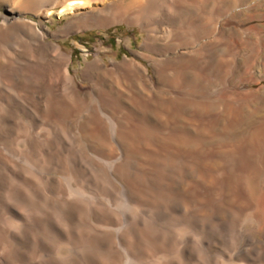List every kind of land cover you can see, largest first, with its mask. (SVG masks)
Instances as JSON below:
<instances>
[{
	"label": "bare ground",
	"instance_id": "6f19581e",
	"mask_svg": "<svg viewBox=\"0 0 264 264\" xmlns=\"http://www.w3.org/2000/svg\"><path fill=\"white\" fill-rule=\"evenodd\" d=\"M241 1L14 2L20 8L28 11L30 9L36 16L46 18L53 10L57 11L58 17L72 16L59 31L62 34L71 33L75 29L110 26L122 22L139 25L147 32L144 46L154 50L161 44L165 48H173L183 35L187 36L188 27L184 31L182 26L185 18H192L191 30L206 33L218 29L216 33L220 32L221 37L223 31L217 23L220 15L217 6L231 3V6L237 7ZM206 19L213 23L212 27H207L209 30L205 27L206 23L204 25ZM10 28L15 30L13 35L7 31ZM6 43L12 45L11 52L4 50ZM18 48L23 49L31 60L24 62L18 59ZM0 50L6 55L5 62L11 66L9 69L17 67V71L14 73L10 70V74L14 73L15 76L20 75L26 79L35 75L36 80L45 81L49 97H58L56 100L44 96L38 98L40 107H47L50 114L57 118L52 125L35 130L39 126L36 118H44L45 115L35 106V117L31 116L34 130L20 125L17 127L19 133L13 136L10 133V123L4 121L10 110L6 109V91L3 92L0 86V188L4 189L0 197V264H256L259 240L250 236L245 227L247 222H253L257 224L259 231L264 228V193L258 190L257 183L254 182V174L258 169L255 168L256 173L251 170L248 172L247 169L249 159L254 154L253 159L257 156V151L250 154L251 147H257L256 142L254 143L255 135L247 137L249 150L242 153L234 150L236 147H233V143L236 142L231 140L232 137L223 134L220 141L228 147L229 152L227 149V153L220 152L217 160L212 161L210 159L214 154L208 158L211 150H208L207 155L203 147L207 156L200 153V161H196L194 154L184 148L186 145L183 146V134L180 132L181 112L186 100L184 103L177 97H171L170 102V99L166 100L154 94L155 96H149L152 103L145 105L143 100L133 95L120 94L116 99H111L109 94L105 96L104 90L103 96H93L88 108L82 97L78 96L68 68V60L60 48L47 42L44 32L25 17H5L0 14ZM199 52L204 54L203 50ZM223 65L222 68L226 67ZM166 69L162 70V75H167L169 86L175 83L177 86L180 79L175 75L179 70L172 69L168 72ZM3 76L0 70V82ZM188 89L190 90L189 87ZM11 98L17 103L15 97ZM128 105L134 106L133 108L144 115L136 118L140 115L136 116ZM224 108L228 115L229 104L225 106L224 103ZM22 109L25 111L24 106ZM68 111H85L92 115L91 121L86 125L87 129L93 136L100 137L98 141L101 148L111 147L110 152L104 149L105 151L99 153L97 149L99 154L94 159L95 157L88 155L81 136H67L61 120L63 115L69 114ZM149 113L155 117V123L152 119L151 123L149 117L145 116ZM232 118L229 119L231 135L241 122L240 119ZM14 125L15 123L12 126ZM257 128H248L247 135H252ZM149 132H152V137H147ZM134 135H138L140 143ZM17 140L22 143V148L18 146ZM148 140H152L154 150L152 149V157L144 158L140 149L148 144ZM219 160L222 166L218 168ZM51 172L61 175L55 187L52 176L49 177ZM188 174L192 178L189 183L185 180ZM243 178L246 179L243 184V191L246 193L244 195L249 200L248 203L252 202L253 209L245 215L242 219L244 224L238 225V232L236 231L244 244L237 243L238 246L233 249L227 247L231 249L228 256L224 251L226 248H222L231 240L229 232L224 227L220 231L215 230L216 219L210 218L217 216L224 206L234 203L236 190L240 187H236V182ZM185 183L186 189H181ZM242 202L240 203L243 204ZM232 206L229 207L230 210ZM234 209L236 208L229 213L237 210ZM238 213L234 216L240 215ZM237 218L235 219L239 220ZM235 219L233 220L236 222ZM217 245L221 249H216ZM231 257L233 261H230Z\"/></svg>",
	"mask_w": 264,
	"mask_h": 264
},
{
	"label": "rangeland",
	"instance_id": "374dc122",
	"mask_svg": "<svg viewBox=\"0 0 264 264\" xmlns=\"http://www.w3.org/2000/svg\"><path fill=\"white\" fill-rule=\"evenodd\" d=\"M14 1L15 0H0V14L5 17L14 15L18 16L19 18L25 17L26 19L31 20L44 32L45 40L47 42H50L60 48L64 57L68 60V68L70 70L72 81L78 96L80 98L82 97L81 99L84 100L88 108L90 107L94 97L99 95L103 96L104 93L105 96L109 94L111 99H116V97L121 96L122 94L133 95L143 100L145 105H147V103H152V100L149 97L150 95H158L166 100L170 99V102L172 100L171 97H177V99L184 103L186 100V106L184 105V108L181 112L182 120L180 119V132L183 134V146L188 145L187 147L184 146V148L188 149L194 154V159L196 161H200V157L198 156L200 153L204 154L203 151H205V149V154L207 153V155L209 153L208 150H211V154L209 153L208 156L204 154L208 158H210V155L214 154V156L212 155L214 158L211 157L210 160H217L216 157L220 152H229L228 147L226 148L223 145L224 143L221 144L222 141H220V139L223 134L228 137H232L231 140L236 142L233 143V147H236L234 150H238V152L242 153L249 150V147H247L249 138L255 135L254 143L256 142L255 144L257 147L252 146L250 149L252 153L250 152V154L253 155L254 152L257 151V156H255V160L253 159L255 154L253 157L250 156L252 158L249 159V166L252 164L251 166L253 167L248 166L247 169H249L248 172L251 170L253 173H256L255 170L258 169L257 173L254 174L256 176L254 182L257 183L256 186L258 190L264 193V171H262L264 170V121H262L264 119V0H242L241 4L237 7L231 6V3L224 6L218 5L217 9L220 15L217 23L219 28L223 31V35L221 37H219L220 32L216 33L219 31L218 29H216V31L211 30L212 32L208 29L210 25V27L213 25L211 20H205L204 25L206 23L207 26L205 27H208L207 29L209 31L203 33L199 30H191L193 26L191 24L192 18L191 20L190 18H188V20L185 18V22H182V26L184 31L186 30L185 28L188 27L187 30L191 34L188 32L187 36L185 35L184 37L183 35L181 37L182 39H180L178 44L173 48H165L161 44L159 45L160 47L157 46L154 48V50L144 46L147 32L139 25L122 22L112 24L110 26L80 28L77 30L75 29L71 33L62 34L59 31L64 28L72 16L68 15L58 17L56 10H53V13H51L46 18L44 16H36L30 9L28 11V9L26 10L24 8H20L15 4L20 0H16V2ZM13 30V28H10L7 31L13 35L15 33V30ZM222 41H224V43ZM11 48L12 45L9 43H6L4 46V50L6 52H11ZM200 50L204 51L203 55L200 54ZM150 51L153 52L151 53ZM16 56L18 59L24 62L31 60L28 54L20 48L17 49ZM5 57L6 55H3L0 50V70L4 75L1 79L0 86L3 89V92L6 91L4 93V99H6V102H8V107L6 106V109L10 110V113H7L5 116L4 121L7 124L10 123V133L13 136H16L19 133L17 127L20 125L29 128L31 131L34 130L33 120H31L33 117L31 116H34L33 110H35L37 107L39 108V111L45 115L44 118H36V124L39 126H37L35 130L38 131V128L42 126L48 127L52 125L57 118L50 114V111L47 109V107L43 105L40 107L38 99L49 97L46 90L47 88H45V81L36 80L35 75H33V78L31 76L27 79L25 77L22 78L20 75H16V77L14 73L17 71V67H12L9 69L11 66L9 67L8 64H6ZM222 65L223 67H226L222 68ZM225 68H227V71ZM165 69L168 72L172 69L179 70L175 75L176 77L178 76V79H180L179 83H177V86L175 85L176 83L174 84L175 86H169L170 84L167 75H162V70ZM10 70H13L11 72H14V76L12 73H9ZM220 70L223 71L221 72ZM221 73L223 74L221 75ZM183 80L185 81V85ZM109 90H111V92ZM187 90L189 93H187ZM190 91L193 94L190 93ZM131 92L133 94H131ZM226 94L228 95L226 96ZM11 97H15L17 99V103L13 102ZM56 98L58 97L53 95H50L49 97L50 100H56ZM225 99L227 100L224 101ZM221 100L224 102L222 103ZM227 102H229L228 104L230 107V110H228L230 113H227L228 115H226L224 108V103L225 106H228ZM23 106L25 111L22 109ZM35 106L36 108H34ZM129 106L134 110L133 112L136 116L140 115L136 118H140L144 115V113L138 111V109L136 110L133 108L134 106L128 105V107ZM87 107L86 109H88ZM26 109L28 111H26ZM169 111L170 110H168V112ZM231 111H233V113ZM72 112L75 114H72ZM68 113L71 114H65L66 117L63 115L61 120L67 136H81V140L86 144L88 155L92 158L95 157L94 159L97 158L99 153H102L105 150L108 151V153L110 152L109 149H111V147L107 149L101 148L102 145L100 144V141H98L100 137L96 135L93 136V134H90L89 130L87 129L86 125L89 123V121H91L92 115L85 111H79V113L68 111ZM200 115L202 116V119ZM145 116L149 117V121L152 119L155 123L156 119L153 114L150 115L149 113ZM231 117H233L232 120L240 119L241 121L240 126H238V128L233 131L232 135L229 134V126L231 121L229 119H231ZM260 117L261 119H259ZM18 120H21L22 122ZM152 120L150 121L151 123H153ZM14 123L17 126L14 125L13 127L12 125ZM252 126L258 127L257 131L252 135H247L248 128ZM248 136L249 138L247 139ZM134 137L136 141L140 143L138 135H134ZM147 137H152V132L147 133ZM256 138H258L257 141ZM261 139H263L262 142L260 141ZM18 141L19 140H17V142ZM152 143V140H148V144L146 146H141L142 149H140V152L142 157L150 158L152 155V149L154 148ZM189 143L191 144L189 145ZM244 144H247L246 147ZM239 145L245 151L241 150ZM18 146L20 148L23 147L20 141L18 142ZM97 149L98 152L100 151L99 153L97 152ZM226 149L227 151H225ZM124 151L127 152V149ZM196 155L197 157H195ZM220 162L221 161L219 160L218 168L222 166ZM49 175V177L52 176L53 186L55 187L56 181L61 175L58 172H51ZM189 175L190 174H188L187 177L185 176V180L188 181V183L192 179ZM240 180L237 181L239 183L241 182V185H238V182H236V187L240 186L237 188L238 190H236V200L234 199V203H236V205L234 203L232 204L234 206L230 205L232 206L231 210L230 206H224V208H226H222L220 213H218L217 216L215 215L216 217L213 216L214 218H210L216 219L215 226L217 227H214L215 230L220 231L222 227H224L229 232V239L231 240L226 243L228 245L222 248H226L224 251L228 256L231 254V249L237 247L240 244H244L241 237H239V234H237L239 229L238 225L244 224L242 223V219L253 209L252 202L248 203L249 200L246 198V195H244L246 194L245 191H243V189L245 190V186L243 184L246 183V179L243 178V180ZM118 186L121 188L120 184ZM186 187L187 185L185 183L183 184V187L180 188L186 189ZM240 190L242 192H240ZM0 191L1 197L3 195L4 189L1 187ZM241 196L244 198H240ZM237 200L240 202L244 200L242 202L243 204ZM236 206L239 207L237 208ZM234 207L237 209H234V211L236 210L237 213L239 211L238 214L241 216H234V214H237L236 211L232 214L229 213L232 212ZM236 217H238L237 219L239 220H236ZM233 219H235L236 222ZM227 220H229V222ZM231 223L236 224H232L234 225V227H232ZM245 227L247 233L250 236L259 240L258 246L260 249L257 254L258 258L256 259V264H264V228H262V231H259L257 224L253 222H247ZM237 243L239 244L237 245ZM220 247L217 245L216 249ZM227 247H230L231 249ZM231 260L233 261L232 257L230 258V261Z\"/></svg>",
	"mask_w": 264,
	"mask_h": 264
}]
</instances>
